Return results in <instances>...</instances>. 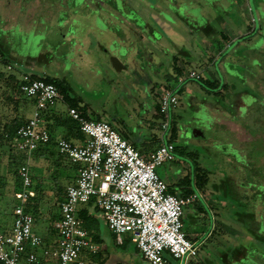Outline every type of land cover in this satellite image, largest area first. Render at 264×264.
<instances>
[{
	"label": "rangeland",
	"instance_id": "rangeland-1",
	"mask_svg": "<svg viewBox=\"0 0 264 264\" xmlns=\"http://www.w3.org/2000/svg\"><path fill=\"white\" fill-rule=\"evenodd\" d=\"M47 1L46 13L40 12L33 20L31 33H12L10 55L6 61H0V134L4 124L14 117L29 118L35 104L34 98L20 93L17 102L8 100L7 96L15 95V89L6 81V76L13 74L20 78L19 71L26 70L59 82L63 72L59 64L64 59L68 69L64 80L70 86L68 101L84 107L89 119L107 120L122 137L127 136L128 140L134 137L133 142L140 151L155 150L163 141L174 145V160L163 162L156 172L168 185L172 184L174 192L190 189L199 196V202L184 209L183 230L199 245L197 256L189 258V264H264L261 245L264 239L249 241L254 240L252 230L264 238V0ZM125 7L131 8L130 18L136 24L148 17L149 24L154 26L153 14L159 18L163 12L171 15L184 31V42L190 40L188 25L198 27L190 41L192 62L183 64L182 75L172 70L164 81L165 90L174 92L178 99L170 110L168 130L161 127L164 117L158 112L164 88L145 91L135 87L137 83H146L144 76L134 71L132 75L123 69L118 71L98 44L105 47L113 41V25L109 32L107 26L98 25V20L110 24L116 18L111 13L123 16ZM116 8L124 13L117 12ZM70 21L71 26L80 30L78 35L67 33L65 36ZM221 23L237 35L233 37L232 33L227 45L225 42L218 45L215 41ZM206 25L211 31L205 32ZM84 31L87 41L83 49L77 45ZM61 34L65 36L64 41L60 39ZM201 37L207 40L201 43ZM211 39L212 48L208 44ZM148 48L140 41L135 42L130 61L133 68V60L143 61V51ZM176 55L184 59L181 53ZM7 63L12 67L8 68ZM191 70L201 78L189 77ZM210 81H214L212 86L208 84ZM67 105L63 99L53 109L66 115ZM52 135L55 139L64 138L57 133ZM10 146L0 138V232L3 233L11 231L12 211L18 203L13 195L17 179L14 171L18 166L10 162ZM63 161L57 174L51 173L53 165L48 167L45 159L33 163L34 168L31 162V174L37 178L35 186L42 187L37 202L43 215L36 218L33 230L46 243L50 242L45 239L48 234L52 236L53 218L61 214L52 191L53 179L61 185L73 182V176L67 175L75 174L77 167L65 156ZM196 173L206 177L204 186L196 183ZM199 204L202 212L196 208ZM92 206L88 202L78 207L94 212ZM96 219L92 232L99 249L95 254L88 250L81 252L86 264H148L129 233L122 234L123 245H120L99 215ZM241 246L245 249L237 250ZM244 251L247 255H243ZM41 259L42 264H56L43 255ZM168 259L170 264H182L171 256Z\"/></svg>",
	"mask_w": 264,
	"mask_h": 264
},
{
	"label": "built area",
	"instance_id": "built-area-1",
	"mask_svg": "<svg viewBox=\"0 0 264 264\" xmlns=\"http://www.w3.org/2000/svg\"><path fill=\"white\" fill-rule=\"evenodd\" d=\"M188 76L200 78L193 70ZM19 90L34 98L35 104L31 116L11 137L15 151L24 159L17 168L21 188L13 194L18 203L12 211L11 231L0 232V264H42V255L56 264H86L81 252L95 254L99 249L77 216L79 204L88 202L97 208L94 214L115 234L118 244L123 242V233L131 235L148 264H170L168 256L187 264L189 258L197 256L199 245L183 230V213L185 206L199 200L198 195L194 191L186 196L171 193L156 172L163 162L174 160V145L162 142L145 156L109 122L86 119L68 105L67 114L78 122L85 137L79 143L55 139L57 152L76 164L77 170L73 182L65 187L61 214L53 222L55 238L46 243L33 230L34 216L25 208L36 196L30 161L33 151L51 140L44 127V114L64 98L55 84L31 78L30 74L21 76ZM177 100L172 91L160 95L158 112L164 117V131L169 128V111Z\"/></svg>",
	"mask_w": 264,
	"mask_h": 264
},
{
	"label": "crops",
	"instance_id": "crops-1",
	"mask_svg": "<svg viewBox=\"0 0 264 264\" xmlns=\"http://www.w3.org/2000/svg\"><path fill=\"white\" fill-rule=\"evenodd\" d=\"M38 3V4H37ZM48 1L47 0H0V17H1V22H0V47L3 48V55L5 57H8L10 55V49L9 47H12V43L10 40L12 39L11 37L13 36L12 33H19L20 35L24 34H29L33 31L34 27V22L35 18L39 15V13H46V6H48ZM116 11L120 12L119 10L116 9ZM149 14V13H147ZM148 15H145V17ZM160 16H163L162 18L155 16L153 14V17L155 21V25L149 24L148 17L146 20H142L141 26L137 25L134 23L132 19H128L126 17H122L121 15L119 16V20L115 21H109L110 24L102 25L98 24L101 28L107 26L108 31L110 32L111 26L113 25V31H112V40L107 43V46L103 47L101 43H98L100 48L103 49V51L107 54V57H109V62L115 66V68L119 70H125L126 74L132 75L133 71L144 76V79L146 83H137L135 84V87L142 88L145 91H162V87L165 89L166 86L164 85V81L169 77L170 72L173 70L176 75H182L184 73V65H188L189 62H192V57L190 56V51H192V34H196L195 29L198 27H193L192 25H188V33H189V38L190 40L188 42H184L186 36L184 35V31L180 29V27L177 26L176 20L169 14L163 12L160 14ZM184 20L188 19L187 17L183 18ZM118 22V23H117ZM220 30L217 31L218 33V38L215 39L217 44L219 43H226L232 39L230 36L233 31L230 29L229 26H227L224 23H221L219 25ZM97 30V29H96ZM205 32L211 31V27L209 25H206L205 27ZM94 32V31H93ZM99 32V31H98ZM64 33L67 36L68 29H65ZM96 33V31H95ZM86 32H83V37L79 36L78 37V45L77 47H82L83 49L86 47L84 46V41H87V39L84 38ZM65 36L61 34L60 39L61 41H64ZM69 36V35H68ZM233 33V37H235ZM196 38V36H194ZM205 38H199V41L202 43L201 40ZM13 40V39H12ZM207 40V39H205ZM213 39L208 40L210 41L208 44L211 43ZM140 41L143 43V45H148V49H144L143 55L144 59L143 61H137L133 60V66L131 64V56L133 53V48L135 45V42ZM191 41V42H190ZM114 42V44H112ZM62 44V43H61ZM204 44V43H203ZM211 48V44L209 45ZM78 48V49H82ZM82 49V50H83ZM190 50V51H189ZM221 48H219V51ZM176 52V53H175ZM175 53V54H174ZM181 53L182 57L184 59H180L179 54ZM38 60H41V55L38 56ZM66 61L62 59L60 61L61 65V70L62 76L61 79H64V77H67L68 75V69L65 68L66 66ZM103 64V63H101ZM184 64V65H183ZM215 65V62L213 61L212 63ZM111 66V65H110ZM96 70H99V74L102 73L100 70V67H97ZM192 71V70H191ZM20 75L22 76L23 74H30V75H35L34 73L28 72V71H19ZM189 73V72H188ZM15 76V75H14ZM20 76V78H21ZM16 79L20 80V78ZM216 78L214 77V80ZM134 84V83H133ZM163 90V91H164ZM162 91V92H163ZM161 92V93H162ZM192 108V106H191ZM53 110V107L50 108L49 110ZM48 112V111H47ZM158 113V112H157ZM170 114V111H169ZM45 118V116H44ZM101 120H104L102 118H99ZM107 121V120H105ZM108 122V121H107ZM142 122V121H140ZM110 123V122H109ZM111 124V123H110ZM112 125V124H111ZM113 126V125H112ZM114 127V126H113ZM115 128V127H114ZM116 129V128H115ZM117 130V129H116ZM118 131V130H117ZM234 131V130H233ZM51 133H57L58 135H61L63 137V129L61 127H54L52 129ZM121 135V134H120ZM122 136V135H121ZM124 138V137H123ZM55 139V138H54ZM125 139L133 146L135 147L138 151L139 148L135 146L134 144V137L131 140H128L127 136ZM81 141H75V143H79ZM164 142V141H163ZM161 145V144H160ZM175 149V147H174ZM54 151L56 154H59L57 152L56 147L54 146ZM154 151V150H152ZM144 152L140 151L143 155H148L150 152ZM17 153V152H15ZM18 154V153H17ZM34 159V160H33ZM43 158L35 159L33 155L31 156V161L30 165L32 162V167L33 163L36 164V161L39 162ZM64 162V161H63ZM63 166V164H62ZM36 167V166H35ZM76 167V166H75ZM34 168V167H33ZM76 170L77 167L75 168V174L70 175L68 174L67 176H73L72 178L74 179L76 176ZM195 174V173H194ZM32 176V182H33V187L35 186V180L37 179L34 175L33 172L31 174ZM68 183V181H67ZM71 183V182H69ZM68 183V184H69ZM53 184V183H52ZM63 185L62 187V198L59 200V202L55 201L56 204L59 205L60 208V203L64 197L65 194V187L68 185ZM171 185V186H170ZM168 185V188H172V184ZM36 191V196L31 199L32 202H37L38 201V195L39 193L37 192L36 188H34ZM193 192V191H192ZM195 192V191H194ZM197 194V193H196ZM199 198V196H198ZM56 199V198H55ZM197 202V201H196ZM199 202V200H198ZM201 206V204L197 205ZM40 216H43L40 214ZM39 217V216H37ZM34 217V224L36 222V218ZM46 217V216H44ZM58 216L53 218L54 220ZM53 222H52V227H53ZM53 234L54 230L52 229V236L48 234V236L45 238L47 241H51L53 239ZM52 238V239H51ZM189 264V262L187 263Z\"/></svg>",
	"mask_w": 264,
	"mask_h": 264
},
{
	"label": "trees",
	"instance_id": "trees-1",
	"mask_svg": "<svg viewBox=\"0 0 264 264\" xmlns=\"http://www.w3.org/2000/svg\"><path fill=\"white\" fill-rule=\"evenodd\" d=\"M7 57H5L3 55V53H0V61H6ZM8 65V63H7ZM1 74V73H0ZM31 78H37V79H42L45 82H50L56 85L57 89L59 90V92L63 95V98L65 99V101H67V103L69 104V106H73L75 107L80 114L85 117L86 119H89L85 113L84 107L79 106L78 104H75L74 102L68 101L69 100V96L67 94V90L70 89V86L68 83H66V81L64 79H61L59 82L58 81H54L52 78L46 77V76H34V75H30ZM7 79L6 81H9L11 83V86L15 89L14 93L15 95H9L7 96L8 100H11L13 102H17L19 100L18 97V93L22 94L23 96H25L20 90H19V83L20 80L16 79L15 76L13 74H10L8 76H6ZM201 78V77H200ZM199 79V78H198ZM214 83V81H210L208 82V84L210 86H212V84ZM16 89L18 91H16ZM26 98H29L27 96H25ZM45 118L44 119V127L50 132L51 134V140L44 144L41 145L38 149H35L33 151V157L35 159H39V158H43L47 161L48 163V167L49 165H53L52 172H55L57 174L58 168L62 166L63 164V157L64 155L61 154H56L54 151V146H55V139L54 136L52 135V129L54 127H61L63 129V137L66 138L67 140H70L72 142L75 143V141H82L84 139V134L80 131L79 129V124L77 121L73 120L66 112V115H62L60 112L57 113L55 111L48 110V112H46L44 114ZM98 120V119H96ZM26 121L25 120H21L19 117H14L12 120L8 121L7 123L4 124V129L2 131V135L0 134V138H4L5 141H7L11 146H10V151L12 152L10 155V162L13 164H17V166L20 165V163L22 162V160L24 159V156L17 152L16 154L13 153L14 147L11 143V137L12 135L15 133L16 129ZM52 155H55L54 157H50ZM67 158V157H66ZM68 159V158H67ZM69 160V159H68ZM46 164V163H45ZM74 165V164H73ZM45 167V165H44ZM18 168V167H17ZM17 168L15 169V176L17 177L16 181H15V191L19 190L21 188V184H20V180L17 176ZM31 169V167H30ZM196 183L200 184L202 186H204L207 182H206V177L204 176V174H200V173H196ZM55 177H52V179ZM56 179V178H55ZM53 179V185H52V191H55L56 194V199L55 201L59 202V200L62 198V194H63V185H61L57 180ZM38 184V183H37ZM36 188L37 192L40 194L42 192V187L40 185H37ZM169 191L173 194H176L177 196H186L190 193H192L193 190L190 189H184L182 190L180 193L174 192L170 187H169ZM173 191V192H172ZM35 199V198H34ZM38 202H29L26 205V210H28L29 212L32 213V215L34 217L40 216L41 212L39 211V207H38ZM89 207V206H88ZM91 208H94V212L91 211H87L85 209H79L77 216L82 220L83 222V226L93 235L92 232V228L95 224H97V217L94 213H96L97 208L95 206H92ZM198 209V211L202 212V206H197L196 207ZM185 214V213H184ZM183 214V215H184ZM245 215H251V213H246ZM261 227V225H260ZM263 227V226H262ZM261 227V228H262ZM255 230H252L250 232V234L252 235V237L254 238V241L258 240V241H263V237L260 236L259 233H257ZM94 240H95V236L93 235ZM96 242V241H95ZM123 245V242L120 244ZM261 245H264L263 243ZM252 248V247H251ZM238 250V248H237ZM244 255H247V253L245 252Z\"/></svg>",
	"mask_w": 264,
	"mask_h": 264
},
{
	"label": "water",
	"instance_id": "water-1",
	"mask_svg": "<svg viewBox=\"0 0 264 264\" xmlns=\"http://www.w3.org/2000/svg\"><path fill=\"white\" fill-rule=\"evenodd\" d=\"M116 9H117V8H116ZM123 9H124V11H125L126 14H124L123 16L121 15V16H122V17H126V18L129 19V18L131 17V15H132V12H130L131 8H130V10H128L126 7L123 8ZM117 10H118V9H117ZM119 11H120L121 14L124 13L123 11H121V9H120ZM117 12H118V11H117ZM111 15L116 16V18H117V19L115 18L116 20L119 19L117 13H111ZM127 16H129V17H127ZM130 19H132V18H130ZM72 20H73V19H72ZM72 20H71V21H72ZM71 21L68 23V27H67V28H68V35H69V36L78 35L80 30L77 29V26H74V27L71 26V25H72V24H71ZM98 22H99V24L106 25V24H105L106 22H105L104 20H98ZM135 24H136V23H135ZM141 24H142V23L140 22V24H137V25L141 26Z\"/></svg>",
	"mask_w": 264,
	"mask_h": 264
},
{
	"label": "flooded vegetation",
	"instance_id": "flooded-vegetation-1",
	"mask_svg": "<svg viewBox=\"0 0 264 264\" xmlns=\"http://www.w3.org/2000/svg\"><path fill=\"white\" fill-rule=\"evenodd\" d=\"M233 133H234V132H233ZM236 135H237V134H236ZM239 152H240V151H239ZM194 203H195V202H194ZM191 204H193V203H191ZM196 207H197V205H196ZM183 214H184V213H183ZM183 216H184V215H183ZM249 241L254 242V240H253L252 238H250ZM253 244H254V246H257V244H255V243H253ZM263 246H264V245H263ZM252 247H253V245H252ZM240 249L244 250L245 248L241 246V248H238V250L241 251ZM244 253H245V251L243 252V255H244Z\"/></svg>",
	"mask_w": 264,
	"mask_h": 264
}]
</instances>
